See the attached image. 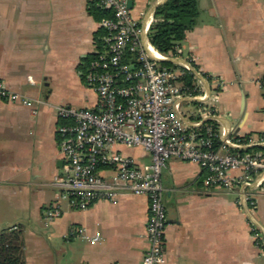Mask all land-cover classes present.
I'll return each mask as SVG.
<instances>
[{
	"label": "crops",
	"instance_id": "crops-1",
	"mask_svg": "<svg viewBox=\"0 0 264 264\" xmlns=\"http://www.w3.org/2000/svg\"><path fill=\"white\" fill-rule=\"evenodd\" d=\"M93 1L0 0V79L47 102L34 114L0 99V232L22 230L26 264H142L148 249L145 196L101 200L85 210L62 201L59 217L50 221L45 214L59 195L54 178L69 170L55 107L94 109L98 101L79 75L98 46L100 22L89 11ZM133 1L135 14L148 17L168 0ZM198 3L197 24L179 46L178 58L193 61L203 80L196 77L197 93L181 99L184 120L194 126L213 116L221 141L264 138V0ZM206 103L210 115L201 114ZM120 150L148 169L151 154L144 148ZM204 180L203 169L192 162L172 158L163 169L164 264H264V184L250 192L256 207L249 208L242 188L210 187ZM73 227L100 233L102 240L71 237Z\"/></svg>",
	"mask_w": 264,
	"mask_h": 264
},
{
	"label": "built area",
	"instance_id": "built-area-1",
	"mask_svg": "<svg viewBox=\"0 0 264 264\" xmlns=\"http://www.w3.org/2000/svg\"><path fill=\"white\" fill-rule=\"evenodd\" d=\"M129 2L97 0L98 6L110 12L112 18L100 22L105 31L102 47L97 46L90 61L83 63L79 75L98 101L94 109L55 107L61 121L59 145L69 170L54 178L59 195L45 214L50 221L59 217L62 201L74 209L85 210L101 200L115 201L123 195L145 196L150 219L145 232L148 249L142 264H164L168 215L162 172L168 161L177 158L199 165L207 186L242 188L245 202L249 208H255L250 192L264 184V153H242L230 148L264 145V138L249 139L244 144L233 136L221 141L213 125L198 122L191 126L185 122L181 99L193 95L184 84L186 70H191L185 64H175L176 67L162 64L178 56L160 53L158 58L152 54L150 50L155 48L149 33L155 15L137 16ZM261 84L264 87V78ZM194 90H198L197 85ZM0 99L21 103L34 114L47 104L43 99H32L10 89L2 79ZM200 99L206 102L205 95ZM211 108L207 104L201 114H212ZM121 147H142L148 151L151 154L148 169L139 167ZM234 172L240 175L234 176ZM257 175L261 178H256ZM256 229L253 225L260 245L261 235ZM70 236L92 244L102 240L100 233L91 236L82 227H73Z\"/></svg>",
	"mask_w": 264,
	"mask_h": 264
},
{
	"label": "trees",
	"instance_id": "trees-1",
	"mask_svg": "<svg viewBox=\"0 0 264 264\" xmlns=\"http://www.w3.org/2000/svg\"><path fill=\"white\" fill-rule=\"evenodd\" d=\"M89 11L98 22H101L105 18H112L110 12L102 10L98 6L97 0L90 3ZM199 15L198 0H168L160 5L155 12V21L150 27L149 37L152 46L161 54L179 56L177 48L185 40L187 32L195 27ZM104 34L105 31L102 28L96 34V42L99 47H102ZM92 57L93 55L88 57L84 63H88ZM190 62L194 68L198 69V66L193 61ZM162 64L168 67L177 66L169 61H165ZM83 67L82 65L81 68ZM204 76L207 77L206 74ZM197 80L191 71L186 70L184 84L193 94L197 93V90H194L196 87L195 84L198 82ZM205 125H213L217 130V124L214 120L206 122L203 126ZM239 139L240 141L244 140L242 138ZM230 149L231 151H239L242 153L264 152V147L260 146L240 150ZM256 231L260 232L258 229ZM24 255L25 245L22 230L13 228L1 231L0 264H26Z\"/></svg>",
	"mask_w": 264,
	"mask_h": 264
},
{
	"label": "water",
	"instance_id": "water-1",
	"mask_svg": "<svg viewBox=\"0 0 264 264\" xmlns=\"http://www.w3.org/2000/svg\"><path fill=\"white\" fill-rule=\"evenodd\" d=\"M164 2H165V1L156 4V5L151 9V11H150V15H153V16H154V15H155V12H156V10H157V8H158L160 5L164 4ZM129 7H130V8H133V7H134V1H133V0H130V2H129ZM165 61H169V62L174 63V64H185V65H187V66L190 68L191 72H192L197 78L203 80L202 74L199 73V71H197V70H196V69H195V68H194V67H193L188 61H186L185 59L174 58V59H167V60H165ZM183 118H184V117H183ZM260 146H262V145H260Z\"/></svg>",
	"mask_w": 264,
	"mask_h": 264
},
{
	"label": "bare ground",
	"instance_id": "bare-ground-1",
	"mask_svg": "<svg viewBox=\"0 0 264 264\" xmlns=\"http://www.w3.org/2000/svg\"><path fill=\"white\" fill-rule=\"evenodd\" d=\"M150 51L152 52V54H153L155 57H158V58L161 57L160 53L157 52L156 50H150Z\"/></svg>",
	"mask_w": 264,
	"mask_h": 264
}]
</instances>
